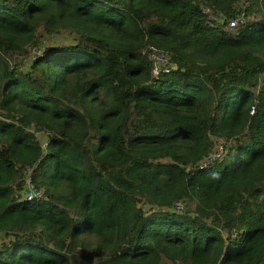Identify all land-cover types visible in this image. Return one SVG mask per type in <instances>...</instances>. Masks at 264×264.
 <instances>
[{"label": "trees", "instance_id": "1", "mask_svg": "<svg viewBox=\"0 0 264 264\" xmlns=\"http://www.w3.org/2000/svg\"><path fill=\"white\" fill-rule=\"evenodd\" d=\"M250 7L0 0V264H264V0ZM16 43L42 55L12 64ZM150 47L175 66L158 79ZM29 176L43 201H24Z\"/></svg>", "mask_w": 264, "mask_h": 264}, {"label": "built area", "instance_id": "2", "mask_svg": "<svg viewBox=\"0 0 264 264\" xmlns=\"http://www.w3.org/2000/svg\"><path fill=\"white\" fill-rule=\"evenodd\" d=\"M241 23H243L242 18L231 21L230 28L232 30H237ZM32 55H34L35 58L40 57L42 55V49H34ZM149 59L152 63V75L155 79H158L162 73H170L175 68L169 60V54L156 47L149 48ZM253 111L252 114L254 113ZM226 144L227 142L224 139H219L216 143L214 153L202 161L199 164V168H207L222 159L225 154ZM31 172L32 170L29 169V173ZM23 199L26 202L43 201L46 199L44 190L37 189L30 176L28 178L27 190L24 192ZM173 210L174 212L182 213L184 211L183 203H176Z\"/></svg>", "mask_w": 264, "mask_h": 264}, {"label": "rangeland", "instance_id": "3", "mask_svg": "<svg viewBox=\"0 0 264 264\" xmlns=\"http://www.w3.org/2000/svg\"><path fill=\"white\" fill-rule=\"evenodd\" d=\"M251 4H252V0H239L240 9H241V7H243V10H245L246 8H252V7H250ZM256 11H257V9L254 8L253 14H250L248 16V18L244 17L246 19V21H248V20L251 21L253 19L258 18L260 16V14L256 13ZM243 14H245V13H243ZM242 20H243V18H242ZM59 39H60V42H63L62 40L70 41V40L65 39L64 37H59ZM50 40H52V39L44 41V44L45 45H47L48 43L53 44V42L55 43L57 41V39H55V41H53V42H48ZM33 49L34 48H31L29 50V52L31 51V53H32ZM28 53L23 50L21 43H16L13 51L10 53V56H9V58L11 60L10 62L13 64V63L17 62L18 60H22L25 62L24 65H30V63L32 61H27L26 59H31L32 54H30L29 57L26 58V55H28ZM23 57H25V58L23 59ZM22 68H25V66H23ZM157 116L161 119H168L170 115L166 114V113H158ZM126 122H127V116H124L121 120H119L118 122H113L111 125L113 143L118 148H123L122 143H121V138H120V132L125 127ZM159 133H161V132H159ZM183 205H184V211H185L187 207H186V204L184 202H183ZM0 243H1V240H0Z\"/></svg>", "mask_w": 264, "mask_h": 264}]
</instances>
